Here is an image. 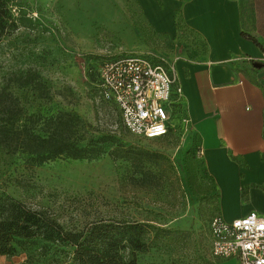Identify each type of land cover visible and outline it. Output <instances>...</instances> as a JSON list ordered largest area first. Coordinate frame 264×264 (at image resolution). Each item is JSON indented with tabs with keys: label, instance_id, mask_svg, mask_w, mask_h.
Listing matches in <instances>:
<instances>
[{
	"label": "rangeland",
	"instance_id": "rangeland-1",
	"mask_svg": "<svg viewBox=\"0 0 264 264\" xmlns=\"http://www.w3.org/2000/svg\"><path fill=\"white\" fill-rule=\"evenodd\" d=\"M21 26L0 43V90L28 113H75L86 137L114 132L125 155L111 147L95 159L59 157L42 164L0 148V187L18 200L80 224L96 216L139 222L149 246L137 264H216L209 223L221 213L220 193L200 154L199 140L182 124L170 134L140 139L102 100L97 68L109 56L143 54L175 66L196 58L204 44L177 20V31L157 32L139 0H21ZM29 79L31 83L23 84ZM44 119H41L43 121ZM46 245V246H44ZM69 246L21 239L0 264H67ZM231 264V263H225Z\"/></svg>",
	"mask_w": 264,
	"mask_h": 264
},
{
	"label": "crops",
	"instance_id": "crops-1",
	"mask_svg": "<svg viewBox=\"0 0 264 264\" xmlns=\"http://www.w3.org/2000/svg\"><path fill=\"white\" fill-rule=\"evenodd\" d=\"M152 27L177 20L205 50L179 58L181 114L199 140L226 220L264 216V0H139ZM237 264L235 259L216 264Z\"/></svg>",
	"mask_w": 264,
	"mask_h": 264
},
{
	"label": "trees",
	"instance_id": "trees-1",
	"mask_svg": "<svg viewBox=\"0 0 264 264\" xmlns=\"http://www.w3.org/2000/svg\"><path fill=\"white\" fill-rule=\"evenodd\" d=\"M23 14L21 0H0V43L18 31ZM29 83V79L23 82ZM81 125L80 117L71 112L49 117L28 113L18 97L0 90V148L7 153L35 164L59 157L91 160L107 147L114 159L125 155L116 133L86 137L79 131ZM149 226L103 216L70 225L61 213L28 205L0 187V255L10 254L21 239H42L56 248L71 247L67 264H137L138 251L150 244Z\"/></svg>",
	"mask_w": 264,
	"mask_h": 264
},
{
	"label": "built area",
	"instance_id": "built-area-1",
	"mask_svg": "<svg viewBox=\"0 0 264 264\" xmlns=\"http://www.w3.org/2000/svg\"><path fill=\"white\" fill-rule=\"evenodd\" d=\"M97 72L100 97L116 108L130 134L151 140L174 131L183 91L173 65L155 62L143 54L121 53L103 59ZM182 124L187 127L186 117ZM209 231L215 261L264 264V216L258 212L233 220L217 214L209 223Z\"/></svg>",
	"mask_w": 264,
	"mask_h": 264
}]
</instances>
